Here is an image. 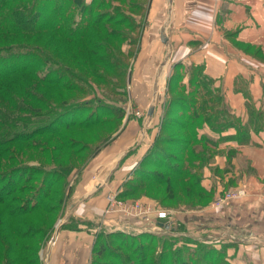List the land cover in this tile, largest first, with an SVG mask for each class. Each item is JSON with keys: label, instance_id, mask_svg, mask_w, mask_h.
Wrapping results in <instances>:
<instances>
[{"label": "trees", "instance_id": "obj_1", "mask_svg": "<svg viewBox=\"0 0 264 264\" xmlns=\"http://www.w3.org/2000/svg\"><path fill=\"white\" fill-rule=\"evenodd\" d=\"M149 2L150 0H0V55L3 51L6 53L14 48L23 51L16 55L0 56V123L15 126L18 121L17 118H11L14 114L30 113L29 115L39 116V109L48 108L42 115L43 121L37 123L30 133L9 134L10 137L6 133L0 136V158L8 154L11 156L10 160L19 159L17 152L2 148L18 143L28 148H38L42 155L49 151L48 165L42 166V161L38 159L34 162L36 165L18 162L9 171H1L4 167L0 165V259L5 261L4 264H37L35 259L32 260L36 258L33 250L28 243H24L39 236V233L34 234L32 231L35 229H31L33 227L30 226L28 217L42 213L45 217L55 216L56 220L70 202L85 163L100 151V146L97 145L100 141L93 146L85 143L90 150L83 164L73 165L70 160V163L62 166L55 161L56 157L53 155L58 147L43 139L61 137V133L68 130L86 131L104 125L108 122L102 120L106 112L119 116L118 107L103 99H86L93 93L90 82L107 95L119 93L117 85L125 80L128 67V57L121 54V46L129 38L127 36H131L128 44L136 47L139 44L141 32L147 26ZM100 7L106 9L95 15L94 11ZM46 64H53L58 69L56 72L36 71ZM184 79L186 83H183ZM168 84L170 95L171 91L175 94L169 97L167 111L179 108L180 114L179 117H166L167 113L163 116L156 141L170 139L169 136L162 135L165 127H173L183 133L190 127L193 130L191 138L183 139L179 136L172 141L185 160L180 167H172L173 163L166 164L160 159V155L147 154L139 161L132 177L124 183L121 192L117 194L118 198L125 199L136 194L143 184H166L172 179L184 177V174L188 179L195 178L196 174L189 172L188 168H199V161L204 158L205 153L201 154L207 149L206 143L212 142L206 134L197 135L195 127L200 120L214 133L226 131L230 127H236L239 134L247 131L229 113L219 90L213 88V81L203 74L200 66L184 67L174 63ZM176 92L180 94L176 95ZM33 107L37 109L33 110ZM120 116L122 118L123 115ZM184 116L186 120H182ZM60 142L63 149H59L60 152L73 150L71 155L76 156L73 144L66 147L65 144L69 142L65 137ZM156 145L155 143L154 146ZM148 157L159 158L161 161L157 165H167L161 166L169 173L165 180L162 181L156 171L144 169L148 165ZM177 158L172 157V161L177 163L180 160ZM192 158L196 162H192ZM157 165L152 164L153 167ZM72 174L77 176V182H70ZM36 180L38 183L33 187L30 183H36ZM27 193L30 195L22 198ZM12 203L14 206H11ZM77 225L78 223L65 229L77 230ZM98 234L100 238L124 236L127 239H172L171 234L153 235L146 232L132 235L100 231ZM194 242L199 243L197 240ZM91 251L89 264H97L93 256L100 260L107 252L105 245L99 246L96 243ZM204 258L206 262L210 260L207 254ZM202 264H206L205 261Z\"/></svg>", "mask_w": 264, "mask_h": 264}, {"label": "rangeland", "instance_id": "obj_2", "mask_svg": "<svg viewBox=\"0 0 264 264\" xmlns=\"http://www.w3.org/2000/svg\"><path fill=\"white\" fill-rule=\"evenodd\" d=\"M105 9V7H100L94 11V14L96 15ZM127 37L129 38H126L121 46V54L128 57L127 75L123 83L117 85L119 93L107 95L102 89H98L96 84L90 82L93 93L86 98L90 99L92 97H99L105 102H108V104L118 107L119 116L112 114L111 112H106L102 117V120L108 122L104 125H99L86 131L82 129L68 130L61 133V137H47V139H43L45 141L48 140L50 145L58 147L57 151L55 150V152H53V155L56 157L55 161L62 166L70 163V160L73 165L83 164L87 157L88 150H90V148L88 149V147L85 146V143L93 146L100 141L97 144L100 146V151L96 154L97 156L102 150L111 149L121 137V139H124V137L128 138L129 136H132L130 145L136 142V140L138 141V139H140L141 142L143 141L141 147H139L137 151L128 154L126 158L122 160L120 169L111 180L113 183L116 185L119 184L118 186H120L115 193L116 196L121 192L124 183L135 173L134 170L139 164V161L147 154L160 155V159L166 162V164L169 165L173 163L172 165L174 166L172 167H180L185 160V157L181 155L175 145L172 144V141L175 137L179 136L183 139H189L191 138L193 131L190 127H188L185 133L174 129L173 127H165L162 135H167L170 139L166 141H156L163 116L167 113L166 117L168 115L179 117L180 114L178 110L179 108H172L170 111H167L169 97L175 94L171 91L170 95L168 84L173 64L172 62H167L165 73L160 83V92L158 94V89H155L157 88L156 84L158 83H155V80H157V74H159L156 70V66L159 63V57L162 55L163 48L156 35V29L147 25L141 32L140 42L137 47L136 45L133 46L128 44V40L131 36ZM22 52L21 49L14 48L6 51V53L3 51L1 54L4 56L16 55ZM2 55L0 56L2 57ZM57 69L58 68L53 64H46V66H40L37 68L36 71L41 72L53 70L56 72ZM180 72H182V70ZM177 94H180V92H176V95ZM151 106L154 108V114L152 118L149 119L147 117V108ZM35 109L37 108L33 107V110ZM39 110V116H35V114L29 115L30 113L14 114L11 118H17L18 121L15 126L0 123V136L6 133H8L6 135H12L14 133H30V130L37 123L43 121L42 115L48 111V108ZM10 114H12V112ZM120 114L123 115L122 118ZM182 120H186V116H184ZM204 127H207V125L200 120L195 127L197 128V135L203 133ZM231 128L235 129L238 133L236 127H230L228 129ZM226 131L216 133L210 131V135L206 136L212 142L206 143L207 149L201 154L204 155L205 153L204 158L199 161V168H188L189 172L196 174L195 178L188 179L184 174V177L180 176L164 184L162 181L165 180V177L168 176L169 173L165 168H161V166L165 167L167 165H157L161 160L157 157L149 158V156L146 160L148 165H146L144 169L156 171L159 174L158 176L162 179V184H143L136 194H132L125 199L117 197V199L121 200L126 205L139 203L146 209L164 212L167 217L166 220L172 222L171 226L175 229V234L171 235L172 239L149 237L127 239L124 236L100 238L98 232L103 231L110 233L115 225L120 226L125 224L128 219V216L120 214L119 211H114L108 214L104 212L103 215H105V217L98 220V224L96 223L95 226L89 222L84 225L85 229L89 230L88 232L91 236V245L87 242L86 245H84L85 242L83 244V247L86 246L85 248L88 250V255H86L88 260L87 264L90 263L92 255L91 250L94 243L99 246L105 245V251H107L100 260L97 259V256H93L97 264H202L203 261H205L206 264H249L250 260L247 257V251L239 250L237 246L230 245V235L234 234L232 232V230H234L233 225L225 222L223 219H219L223 216L221 210L226 203L219 204L218 199L222 197L224 193L238 188L237 186V188L233 186V180L224 184L222 181L223 176L231 170V160L234 157V150L232 147L220 149L219 146L224 141L236 140L233 136L226 138L221 137V134ZM62 137H65L69 142L65 144L66 147L73 144L76 156L71 155L73 154V150L68 152L59 151V149H62L60 142ZM239 139L240 138H237L236 140L238 145L247 144L246 140ZM105 140L107 141L104 144L103 142ZM155 143L157 144L156 147L154 146ZM191 146H193V144H191ZM5 147L17 152L19 159L13 158L10 160L11 158L9 159V157L11 156L5 154L2 156V159L0 158V165H3L4 167L1 171L7 169V171H9V169L18 162L21 164L29 163L30 165H36V159L42 161V166L48 165V150L46 154L42 155L43 153L41 154L38 151V148H28L19 143L17 145L2 146V148ZM121 150L122 149H120V151ZM218 155L225 156L226 161L223 168H218L215 165V158ZM172 157H178L177 159L180 158V160H177V163L173 162L174 160L172 161ZM92 159L89 161L87 160L88 162L86 161L87 163H85L86 165L84 164L85 166L82 169L81 174ZM191 161L196 162V159L192 158ZM152 164H155V166L157 165V167H153ZM45 167L47 168V166ZM206 168H208L209 174L211 173L218 177L221 185L223 184V188L217 193H215L213 186L210 188V185L207 187L203 185L207 173L205 172ZM81 174L78 176V182L81 180ZM76 177L75 174H72L69 177L70 182L74 183ZM2 180L3 179H1V181ZM36 181V183L32 182L30 184L35 187L38 183V180ZM102 181L105 183L106 179L103 178ZM108 181L105 184H107ZM78 182L75 184L74 189L77 187ZM107 188L108 187L104 189L100 188L99 190H96L93 195L105 199L106 195L112 194V192H110L111 190L105 191ZM89 194L90 192L86 194L82 193L80 195H77L76 193L77 197L74 199L72 195L70 202L65 205L56 220H54L55 216L45 217L42 213L38 214V216L32 215L31 217H28V222L30 223V226L33 227L31 229H35L32 230L34 231V234L39 233V236L35 237L32 241L24 242L28 243V246L35 254L34 257L36 258H32V260L35 259L37 264H50L52 259L50 260L49 254L51 252L56 254L58 264H77L79 259L81 261V254H83L81 247L76 246L71 239L66 241L67 239L62 238V231L65 230L67 226H76L77 223L80 224L77 220L79 219L77 218L78 214L74 210L68 219L64 220L63 217L68 211H70V208L68 207L71 203L80 200ZM27 195H30V193L22 195V198ZM85 202L87 201L85 200L84 203ZM11 206H14V203H12ZM59 221L60 223L58 224L57 229V223ZM56 229L58 233V241L51 244V237H54L56 240ZM122 233L136 235L144 232L131 230L130 232ZM198 236H206L207 239L196 243L194 242V238ZM205 254H207L210 259L208 262H206L204 258ZM6 261H8V259H6ZM4 263L5 261L0 259V264Z\"/></svg>", "mask_w": 264, "mask_h": 264}, {"label": "crops", "instance_id": "obj_3", "mask_svg": "<svg viewBox=\"0 0 264 264\" xmlns=\"http://www.w3.org/2000/svg\"><path fill=\"white\" fill-rule=\"evenodd\" d=\"M147 25L156 29L163 48V57H159L156 66L158 94L167 62L184 67L200 66L203 74L213 81V88L219 90L229 113L241 127L247 128L244 134L233 128L221 134L223 138L233 136L237 140L243 137L247 141L245 145H238L236 140L230 139L232 141L222 142L219 148L232 147L234 150L231 170L223 176V184L233 180V186L244 187L248 193L244 198L227 202L219 219L233 225L230 242L239 250L249 252H246L249 264H264V201L258 198L259 191L264 190V0H150ZM210 133L209 128L204 127L202 134ZM120 139L111 149L102 150L89 162L73 191V199L90 192L68 207L76 206L69 216L74 210L78 214L77 230L62 231V238L71 239L85 255L81 254L77 264L88 261V250L83 244H90L91 236L84 225L89 222L95 226L105 217L106 201L94 196L93 188L103 185L105 178L109 180L103 185L108 187L105 191L111 190L116 195L120 186L111 181L113 176L120 169L122 160L137 151L143 142L138 139L130 145L132 136ZM225 161V156L218 155L215 165L223 168ZM205 172L203 185L213 186L217 193L223 184L218 177L209 174L208 168ZM125 224L140 232H144L146 226L130 219ZM156 224L165 225L162 221ZM171 224H168L170 232L166 234H175ZM206 239V236L194 238L197 241ZM57 241L58 233L54 243ZM49 257L52 259L50 264H58L56 254L50 252Z\"/></svg>", "mask_w": 264, "mask_h": 264}, {"label": "built area", "instance_id": "obj_4", "mask_svg": "<svg viewBox=\"0 0 264 264\" xmlns=\"http://www.w3.org/2000/svg\"><path fill=\"white\" fill-rule=\"evenodd\" d=\"M247 190L244 187H240L234 190H230L222 197L218 199V203H227L232 200H238L247 196ZM258 198L264 201V190L259 191ZM106 199V208L105 213H112L114 211H119L120 214L128 216V220H133L136 222L144 223V232L150 233L153 235H165L166 233L170 232V228L166 229L164 225L156 224L158 221H162L164 224H169L170 221L166 220V214L161 211L149 210L144 208L143 205L139 203H134L131 205H126L121 200L117 199V196L114 194H108L105 197ZM115 209V210H114ZM134 230L136 232H140L138 228L131 227L127 224H123L120 226H115L111 229V232H130ZM54 237H51L50 243L54 242Z\"/></svg>", "mask_w": 264, "mask_h": 264}, {"label": "water", "instance_id": "obj_5", "mask_svg": "<svg viewBox=\"0 0 264 264\" xmlns=\"http://www.w3.org/2000/svg\"><path fill=\"white\" fill-rule=\"evenodd\" d=\"M153 111H154V108H153L152 106L148 108V110H147V116H148L149 119L152 117ZM107 181H108V179H106L105 183H106ZM105 183H103V184H105ZM102 187H103V185H100L99 187L95 188V190L93 191V193H95L96 190H99V189L102 188ZM75 207H76L75 205L70 206V211H69V213L63 217L64 220H66V219L69 217L70 212H71L72 209H74ZM59 223H60V221L57 223V229H58V224H59ZM164 227H165L166 229H168V228H169V225H168V224H165ZM57 229L55 230V234L57 233ZM55 234H54V236H55Z\"/></svg>", "mask_w": 264, "mask_h": 264}, {"label": "bare ground", "instance_id": "obj_6", "mask_svg": "<svg viewBox=\"0 0 264 264\" xmlns=\"http://www.w3.org/2000/svg\"><path fill=\"white\" fill-rule=\"evenodd\" d=\"M53 244V243H52Z\"/></svg>", "mask_w": 264, "mask_h": 264}]
</instances>
